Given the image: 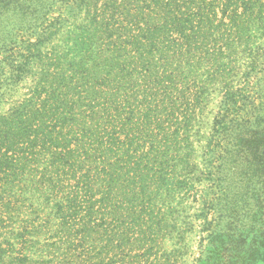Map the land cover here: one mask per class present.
Here are the masks:
<instances>
[{
    "label": "trees",
    "instance_id": "trees-1",
    "mask_svg": "<svg viewBox=\"0 0 264 264\" xmlns=\"http://www.w3.org/2000/svg\"><path fill=\"white\" fill-rule=\"evenodd\" d=\"M169 3L0 0V264H125L136 251L128 264H147L149 243L179 235L203 65L227 89L199 174L209 243L264 207V131L235 119L223 66L232 30Z\"/></svg>",
    "mask_w": 264,
    "mask_h": 264
},
{
    "label": "rangeland",
    "instance_id": "rangeland-1",
    "mask_svg": "<svg viewBox=\"0 0 264 264\" xmlns=\"http://www.w3.org/2000/svg\"><path fill=\"white\" fill-rule=\"evenodd\" d=\"M169 4L167 10L173 12L195 10L213 13V20L205 24L232 30L230 55L225 65L218 62L232 72L230 88L237 92L239 99L237 106L231 105L232 112L237 121H248L253 128L264 131V0H170ZM203 66L196 71V83L191 81V86H202V102L193 107V117L187 123L185 134L187 141L183 142L187 149L192 150L189 162L193 168L184 174L186 187L175 193L177 199L183 201V221L177 224L181 232L172 240L168 237L163 241L162 237H158L156 243H149L148 253L152 256L147 264H264V207L258 210L256 217H243L242 228L232 231L233 235L222 236L213 245L207 237L215 222L210 226L205 221L207 210L204 208V197L207 194L210 197L212 186L199 178L200 172L206 169L202 149L213 139V124L217 115L225 109L223 100L227 89L221 82H208ZM7 105L3 103L0 106L6 109ZM184 124L182 128L185 129ZM257 165L264 172V161ZM259 178L257 176L256 180ZM261 181L264 184L263 175ZM213 217L210 214L208 219ZM163 242L168 245L177 243L176 251L164 256L160 248ZM112 243L113 237L108 235L102 254L106 259L113 255ZM171 249L168 247L167 251ZM139 254V251L133 252L132 258L126 257L125 264L129 260L140 259Z\"/></svg>",
    "mask_w": 264,
    "mask_h": 264
}]
</instances>
